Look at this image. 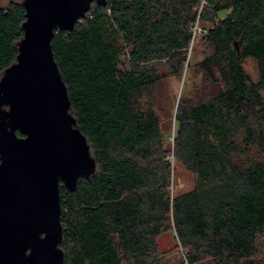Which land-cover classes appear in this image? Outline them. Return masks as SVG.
Segmentation results:
<instances>
[{
	"label": "trees",
	"instance_id": "1",
	"mask_svg": "<svg viewBox=\"0 0 264 264\" xmlns=\"http://www.w3.org/2000/svg\"><path fill=\"white\" fill-rule=\"evenodd\" d=\"M25 13L0 0V79ZM197 26L206 52L192 63ZM52 50L97 165L75 192L61 184L64 264H167V233L177 264H264V0L94 3L73 30H55ZM188 70L199 81L167 135L157 89ZM178 168L192 189L174 191Z\"/></svg>",
	"mask_w": 264,
	"mask_h": 264
},
{
	"label": "water",
	"instance_id": "2",
	"mask_svg": "<svg viewBox=\"0 0 264 264\" xmlns=\"http://www.w3.org/2000/svg\"><path fill=\"white\" fill-rule=\"evenodd\" d=\"M107 0H23L24 36L0 79V264H64L61 184L96 171L52 50ZM18 132L21 136L18 135Z\"/></svg>",
	"mask_w": 264,
	"mask_h": 264
},
{
	"label": "rangeland",
	"instance_id": "3",
	"mask_svg": "<svg viewBox=\"0 0 264 264\" xmlns=\"http://www.w3.org/2000/svg\"><path fill=\"white\" fill-rule=\"evenodd\" d=\"M13 0H1V5L7 6ZM23 1V0H18ZM195 40L191 46L192 63L201 61L205 54V31L201 27L197 26L194 30ZM244 67L249 76L256 80L258 78V68L256 62L249 59L244 63ZM199 81L193 71L188 70V73H184L181 80L176 78H167L160 83L157 89V106L160 116L163 119L164 133L172 135L174 133V114L179 98L184 92L191 90V85ZM172 141V139L170 140ZM174 164V163H173ZM174 191L185 192L193 188L194 180L192 175L183 168H178L177 175L174 178ZM158 244L163 253L166 255L167 264H177L178 255H176L175 241L171 234H163L158 239ZM262 258L264 259V247L261 246Z\"/></svg>",
	"mask_w": 264,
	"mask_h": 264
},
{
	"label": "built area",
	"instance_id": "4",
	"mask_svg": "<svg viewBox=\"0 0 264 264\" xmlns=\"http://www.w3.org/2000/svg\"><path fill=\"white\" fill-rule=\"evenodd\" d=\"M88 14V13H87Z\"/></svg>",
	"mask_w": 264,
	"mask_h": 264
}]
</instances>
